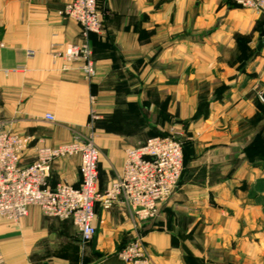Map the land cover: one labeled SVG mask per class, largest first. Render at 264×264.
Returning a JSON list of instances; mask_svg holds the SVG:
<instances>
[{"label":"crops","instance_id":"crops-1","mask_svg":"<svg viewBox=\"0 0 264 264\" xmlns=\"http://www.w3.org/2000/svg\"><path fill=\"white\" fill-rule=\"evenodd\" d=\"M71 1L0 0V129L49 147L92 135L100 193L125 148L180 133L183 174L137 226L125 205L97 202L85 243L70 221L30 206L18 225L0 222V264H126L119 253L137 233L149 264H264V15L230 0H97L103 29L89 35L87 77L52 57L84 39L59 13ZM33 160L29 151L20 163ZM79 164L56 159L48 187H78Z\"/></svg>","mask_w":264,"mask_h":264},{"label":"built area","instance_id":"built-area-1","mask_svg":"<svg viewBox=\"0 0 264 264\" xmlns=\"http://www.w3.org/2000/svg\"><path fill=\"white\" fill-rule=\"evenodd\" d=\"M244 8L264 10V0H234ZM76 21L83 41L69 43L63 49L54 48L53 58L65 61L64 68L82 71L87 77L94 69L90 34H100L104 13L97 0H72L59 11ZM27 54L32 55V51ZM91 113V119H95ZM48 121H54L46 114ZM32 151L34 160L28 166L21 159ZM100 149L92 135L76 137L68 144L49 147L40 142L32 144L29 136L0 129V217L17 224L27 215L28 207L36 206L49 218L68 220L76 228L83 243L95 235L94 206L98 202L103 210L116 203L128 207L133 225L154 220L160 205L177 187L183 171L182 143L172 135L148 137L138 146L124 150L123 167L118 177L102 193L97 190ZM79 156L80 185L72 187L60 183L54 188L47 185L52 163L61 157ZM143 235L119 253L126 264H148L143 256Z\"/></svg>","mask_w":264,"mask_h":264},{"label":"rangeland","instance_id":"rangeland-1","mask_svg":"<svg viewBox=\"0 0 264 264\" xmlns=\"http://www.w3.org/2000/svg\"><path fill=\"white\" fill-rule=\"evenodd\" d=\"M230 3H231V5L234 7V8H238V9H246V10H249V11H252L253 13H257V14H261V15H264V10H256V9H251V8H244V7H242L241 5H238V4H236L235 3V1L234 0H230ZM180 134V133H179ZM178 133H167V135H172V136H174L178 141H180L181 143H182V145H183V150H186V146H187V143H185V141H184V138L182 137V135H179ZM184 141V142H183ZM258 148L257 149H259V151L257 152V155L256 156H264V150H261V148H264V141L263 142H261V141H259L258 142V146H257ZM183 170H184V165H183ZM182 174H183V172H182ZM181 178V177H180ZM179 183V182H178ZM38 208V207H37ZM22 220V219H21ZM20 220V221H21ZM19 221V222H20ZM0 222H4L5 224L7 223V225H11V226H16V225H18L19 224V222L17 223V224H14V223H12V222H10V221H6L5 219H3V218H1L0 217ZM143 256H145V257H147L146 256V254H145V251H144V254H143ZM148 264H149V262H148Z\"/></svg>","mask_w":264,"mask_h":264},{"label":"water","instance_id":"water-1","mask_svg":"<svg viewBox=\"0 0 264 264\" xmlns=\"http://www.w3.org/2000/svg\"><path fill=\"white\" fill-rule=\"evenodd\" d=\"M263 35H264V31H262L261 34H260V38H259V43H258V46H257V50H260L261 47H262V44L264 43V39H262ZM262 99L264 101V94L262 95Z\"/></svg>","mask_w":264,"mask_h":264},{"label":"trees","instance_id":"trees-1","mask_svg":"<svg viewBox=\"0 0 264 264\" xmlns=\"http://www.w3.org/2000/svg\"><path fill=\"white\" fill-rule=\"evenodd\" d=\"M97 5H98V1H97ZM161 135H167V134H161ZM183 147V145H182ZM183 164H184V150H183Z\"/></svg>","mask_w":264,"mask_h":264}]
</instances>
